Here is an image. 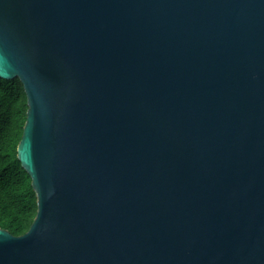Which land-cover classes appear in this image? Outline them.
<instances>
[{"label": "water", "instance_id": "water-1", "mask_svg": "<svg viewBox=\"0 0 264 264\" xmlns=\"http://www.w3.org/2000/svg\"><path fill=\"white\" fill-rule=\"evenodd\" d=\"M36 215L0 264H264V0H0Z\"/></svg>", "mask_w": 264, "mask_h": 264}, {"label": "trees", "instance_id": "trees-1", "mask_svg": "<svg viewBox=\"0 0 264 264\" xmlns=\"http://www.w3.org/2000/svg\"><path fill=\"white\" fill-rule=\"evenodd\" d=\"M27 101L18 79L0 78V229L26 233L36 215L31 179L17 159Z\"/></svg>", "mask_w": 264, "mask_h": 264}]
</instances>
